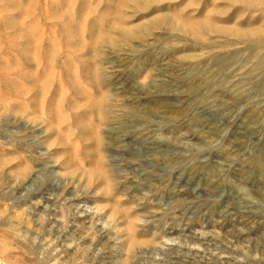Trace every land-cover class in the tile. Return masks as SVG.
<instances>
[{"label":"rangeland","instance_id":"374dc122","mask_svg":"<svg viewBox=\"0 0 264 264\" xmlns=\"http://www.w3.org/2000/svg\"><path fill=\"white\" fill-rule=\"evenodd\" d=\"M0 264H264V0H0Z\"/></svg>","mask_w":264,"mask_h":264}]
</instances>
